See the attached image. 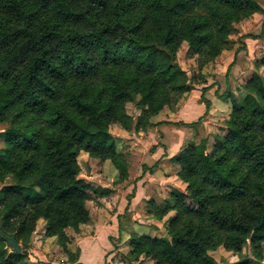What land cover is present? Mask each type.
Returning a JSON list of instances; mask_svg holds the SVG:
<instances>
[{
    "label": "trees",
    "instance_id": "1",
    "mask_svg": "<svg viewBox=\"0 0 264 264\" xmlns=\"http://www.w3.org/2000/svg\"><path fill=\"white\" fill-rule=\"evenodd\" d=\"M261 12L260 0H0V184L9 183L0 219L22 246L17 254L0 238V264H28L40 221L77 263L67 230L90 222L86 205L104 192L81 178L79 155L110 161L126 180L111 127L151 128L194 90L176 62L181 45L215 58L230 47L234 25ZM226 96L232 112L212 151L203 138L172 159L187 191L166 201V212L177 211L169 238L133 233L128 264H220L211 250L264 244V78L256 73L241 100Z\"/></svg>",
    "mask_w": 264,
    "mask_h": 264
},
{
    "label": "rangeland",
    "instance_id": "2",
    "mask_svg": "<svg viewBox=\"0 0 264 264\" xmlns=\"http://www.w3.org/2000/svg\"><path fill=\"white\" fill-rule=\"evenodd\" d=\"M260 4L263 8V12L255 14L250 18L244 19L240 23L235 24L230 35L232 40L230 47L222 51L215 58L209 60L202 58L197 55L195 51L187 45V43L182 44L177 52L176 62L185 72H187L194 86V90L181 95L176 101H174L175 103L174 106H172V109H170L171 107L168 108V120L173 118L174 121L172 122H176V124L173 125H179L184 128L187 127V129L191 128V130L192 128L195 129L199 126H203L202 135L208 140L210 152L215 144V135H225V131L227 129L226 122L232 112V102L230 103L228 100L229 98H226V95L232 94L235 99L241 100L243 94L245 93L246 84L256 73H259L264 78V67L261 69L256 67V64L264 55V39L261 38L255 40L249 38L251 36L259 38L264 32V0H260ZM210 90H212V93H210ZM219 93H221V95H219ZM212 95L214 97L213 99L222 97L224 101L227 99L228 102L222 109L216 110L214 104L210 105L206 102L207 96ZM127 108L129 114L135 119L141 114L137 104H128ZM178 110H182V112H180V115L178 113L176 118L174 113ZM186 112L190 114L189 117L186 116ZM211 112L212 115L209 116ZM179 118H183L190 123L185 124ZM161 124L163 123L158 125ZM152 127L154 128L155 124H153ZM134 128L132 127L126 132L125 130L121 132V126L115 125L111 127V132L116 139H131L129 142L127 141L130 145H126L124 143V152L131 151L133 147L134 150H137L138 154L139 152H143V150H147L146 153L154 152V146L156 144H163L165 146V143H167V137H171L175 133L174 131L166 132L165 134L167 136L164 137L162 132H155L153 135H149L151 139L146 140L143 139L140 136L141 134H139L140 132H136ZM4 129L5 126L0 125V132L4 131ZM147 132L148 129L147 131L141 133L144 134ZM136 135L137 138L135 137ZM202 135L200 132L198 133V136L201 137ZM202 139L203 138H201V140ZM142 145L143 150L139 149V146ZM2 146L3 143L0 141V148ZM78 163L81 168V178L91 182L95 187H99L104 190L103 193L106 191H112L110 188L114 187L116 184L125 183V180H119L118 171L113 165H107V161H97V159L91 158L86 153H81L78 157ZM179 181L180 182L176 184H166L163 189H154V187H151L152 190L150 189V193L148 194L149 201H146L148 206L142 210V212L145 213L141 216L136 215L139 220H136L135 222L131 219L128 211H132L136 207L140 208L138 203H132L131 200L137 195V184H135V186L134 184H130L126 187H120L119 189L113 191L116 193H112L110 196L105 195L106 193L98 195L94 194V200L88 202L86 205L91 216L90 222L82 226L79 233H76L72 229L67 230V234L71 240L70 249L73 251V256L76 257L77 255V238L84 239L93 235L96 228L95 226L98 223L103 225V227L104 225L110 226V222L114 220L113 218H115L116 224H120V229L124 232V235H119L118 238H113L111 240L113 241L112 244L114 247L112 264H128L131 252L129 242L132 234L134 233L130 231L133 228V223L151 227L150 231L146 228H137L134 233L136 235H146L158 239L169 238L170 223L176 217L177 211L170 209L166 212V201L171 198V194L175 189L183 192L187 191V184L181 182L180 179ZM7 184H9L8 180L4 184H0V191L3 186ZM143 185L146 187L150 184H141L140 187L143 188ZM125 190H129L130 194L128 197H130V199L126 197L125 193H122V191L126 192ZM142 194H144V192ZM186 202L188 205L192 207L194 206L191 201L188 200ZM194 208L196 207L194 206ZM119 212H123L122 215L118 216ZM162 213L163 215L161 216ZM45 232L46 222L40 221L27 248L29 258L30 256H34L33 251H38L42 254V250L45 247L42 245V241H44L45 238ZM57 245L60 249L56 253L53 252V259L61 261L64 255L68 258L58 242ZM210 255L213 256V258L220 264L235 263L240 261L251 264H264V244L260 246L259 250H255L250 243H248L240 253L227 251L221 246L211 250ZM134 264L137 263L135 262Z\"/></svg>",
    "mask_w": 264,
    "mask_h": 264
},
{
    "label": "crops",
    "instance_id": "3",
    "mask_svg": "<svg viewBox=\"0 0 264 264\" xmlns=\"http://www.w3.org/2000/svg\"><path fill=\"white\" fill-rule=\"evenodd\" d=\"M239 68V67H238ZM240 70V69H239ZM210 93H212V90H210ZM231 93V92H230ZM234 93V92H233ZM221 95V93H219ZM234 97V96H233ZM212 96H207L206 102L208 104H214V107L216 110L222 109L226 103L228 102L227 99L224 101L222 97H217V99H213ZM232 98V97H231ZM223 99V100H222ZM230 103L232 102L231 99H228ZM232 104V103H231ZM211 107V106H210ZM179 111V110H178ZM174 113V116H176L179 112ZM212 115L209 114V116ZM186 116L189 117L190 114L186 112ZM169 118V110L166 109L163 113L157 115L156 117L152 118L151 122L155 124V127H151L148 129L147 133H139L140 136L143 139H151L149 135H153V133L162 132L163 136L166 137V132L174 131V135L171 137H167V143H165V146L163 144H156L154 146V152L146 153L147 150H143V145L139 146V149H142L143 152L137 153V150H134V147L131 149V151L124 152L123 146L124 143L127 145L131 139H119L117 138V149L118 152L123 153L125 155V158L129 164V176L124 181V184H116L114 187H111L110 189L112 191H106L105 195L110 196L116 189H119L120 187H126L130 184H137L138 188L136 190V197H133L132 203H138L139 207L134 208L132 211H128L131 219L135 222L137 219V216H141L143 213L142 210L148 206V203L146 201L148 200V194L150 193L151 187H154V189H163L166 184H176L179 181L178 178V170L179 167L172 161L174 157H176L182 149L190 145L191 143H199L201 141V138H204L205 136L202 135V127L199 126L195 129L189 128L187 129L184 127H180L179 125H173L176 124L174 119L168 120ZM177 118V116H176ZM181 119V118H179ZM185 124L190 123L183 118L181 119ZM160 123H163L161 125H158ZM170 123V124H169ZM123 129H121V132ZM126 132V131H125ZM201 133V137L198 136V133ZM124 133V132H123ZM117 137V136H116ZM126 137V136H122ZM128 137V136H127ZM137 138V135L135 136ZM152 137V136H151ZM161 137V135H160ZM135 138V140H136ZM134 140V139H132ZM125 141V142H124ZM128 141V142H127ZM141 150V151H142ZM153 151V150H152ZM155 159V160H153ZM98 161V160H97ZM107 165H112L110 161H107ZM111 163V164H110ZM146 172V173H145ZM141 184H150L143 188L140 187ZM156 184V185H153ZM150 187V188H148ZM126 192L122 191V193L126 194V197L130 199L129 190H125ZM144 192V194H142ZM141 197V198H140ZM147 199V200H146ZM108 207V206H107ZM123 213V212H122ZM122 213H118L119 215H122ZM117 217V216H116ZM110 223V226L107 225H100L99 223L96 224V228L94 230V234L91 235L88 238L80 239L77 238V248L80 250V255L77 263H70L68 262V258L65 257V255L62 257L61 261H57V259H53V252L56 253L59 251V247L57 245V241L54 238H44V241H42V245H44V249L42 250V254H40L38 251H33L34 256H30V258L27 260L28 264H112L113 259V244L111 241L113 238H118L119 235L123 236L124 232L120 230V224L115 223V218H113ZM140 222V221H139ZM103 227V228H102ZM132 232H136L137 228H146L148 231H150V226H144L143 224H132ZM54 243V244H53ZM52 255V256H51Z\"/></svg>",
    "mask_w": 264,
    "mask_h": 264
},
{
    "label": "water",
    "instance_id": "4",
    "mask_svg": "<svg viewBox=\"0 0 264 264\" xmlns=\"http://www.w3.org/2000/svg\"><path fill=\"white\" fill-rule=\"evenodd\" d=\"M156 47L169 54V51L166 48H162L161 46L156 45ZM172 65H174V61H172ZM0 238L3 239L4 241H6L8 243V245L10 247L13 248V252L17 253V254H22V246L20 245V243L17 241L15 236H11L9 237L3 230V225H2V220L0 219Z\"/></svg>",
    "mask_w": 264,
    "mask_h": 264
}]
</instances>
